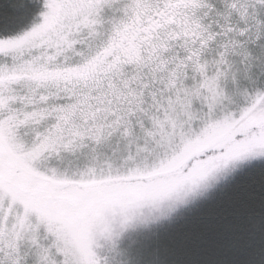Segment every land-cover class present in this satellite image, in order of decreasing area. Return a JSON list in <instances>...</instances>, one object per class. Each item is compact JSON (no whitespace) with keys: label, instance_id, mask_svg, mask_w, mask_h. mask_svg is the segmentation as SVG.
<instances>
[{"label":"snow or ice","instance_id":"snow-or-ice-1","mask_svg":"<svg viewBox=\"0 0 264 264\" xmlns=\"http://www.w3.org/2000/svg\"><path fill=\"white\" fill-rule=\"evenodd\" d=\"M0 264H264V0H0Z\"/></svg>","mask_w":264,"mask_h":264},{"label":"trees","instance_id":"trees-1","mask_svg":"<svg viewBox=\"0 0 264 264\" xmlns=\"http://www.w3.org/2000/svg\"><path fill=\"white\" fill-rule=\"evenodd\" d=\"M131 241H129V243H130Z\"/></svg>","mask_w":264,"mask_h":264}]
</instances>
